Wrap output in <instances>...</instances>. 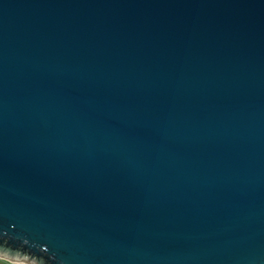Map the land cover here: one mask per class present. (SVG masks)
<instances>
[{"label":"water","instance_id":"95a60500","mask_svg":"<svg viewBox=\"0 0 264 264\" xmlns=\"http://www.w3.org/2000/svg\"><path fill=\"white\" fill-rule=\"evenodd\" d=\"M0 258L264 264V0H0Z\"/></svg>","mask_w":264,"mask_h":264},{"label":"rangeland","instance_id":"374dc122","mask_svg":"<svg viewBox=\"0 0 264 264\" xmlns=\"http://www.w3.org/2000/svg\"><path fill=\"white\" fill-rule=\"evenodd\" d=\"M0 264H13L0 258Z\"/></svg>","mask_w":264,"mask_h":264}]
</instances>
